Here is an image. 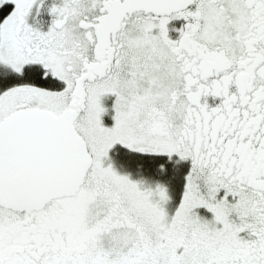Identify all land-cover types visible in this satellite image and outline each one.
Returning <instances> with one entry per match:
<instances>
[{
	"label": "snow or ice",
	"instance_id": "snow-or-ice-1",
	"mask_svg": "<svg viewBox=\"0 0 264 264\" xmlns=\"http://www.w3.org/2000/svg\"><path fill=\"white\" fill-rule=\"evenodd\" d=\"M0 264H264V0H0Z\"/></svg>",
	"mask_w": 264,
	"mask_h": 264
}]
</instances>
